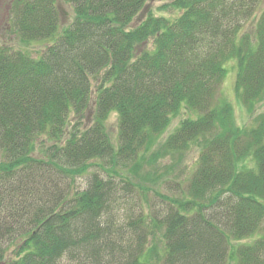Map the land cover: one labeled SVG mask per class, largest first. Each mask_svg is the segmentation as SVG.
I'll use <instances>...</instances> for the list:
<instances>
[{"label":"trees","instance_id":"16d2710c","mask_svg":"<svg viewBox=\"0 0 264 264\" xmlns=\"http://www.w3.org/2000/svg\"><path fill=\"white\" fill-rule=\"evenodd\" d=\"M157 1L8 5L46 47L0 46V264H264V0ZM229 63L250 127L222 97ZM194 146L187 190L154 192ZM140 192L151 214L121 216Z\"/></svg>","mask_w":264,"mask_h":264},{"label":"rangeland","instance_id":"374dc122","mask_svg":"<svg viewBox=\"0 0 264 264\" xmlns=\"http://www.w3.org/2000/svg\"><path fill=\"white\" fill-rule=\"evenodd\" d=\"M11 1L12 0H0V46L3 48L4 47L11 48L14 51L25 50L34 58H38L41 55L42 51H44L46 46L44 43H38V42L31 43L28 46H23L20 43L17 35L14 34V29L12 27L10 8L8 6ZM161 3L162 2L160 1L153 0L151 4L152 5L151 9L154 10L156 7L157 8L160 7ZM58 5H59L60 10H62L63 12L61 26L62 27L69 26L73 20L72 8L63 2H59ZM235 67L236 65L234 63H229L226 66L228 75H227V79L222 88L223 90L222 97L228 100L230 104H232L233 108L235 109V120L238 123V125L241 127L242 126L250 127L253 123V117L248 113L247 109L237 101V98L235 97L234 88H235V79H236V73H237ZM255 109H256L255 111L256 115L264 113V103L257 104ZM183 118L185 117L181 115L180 118H178L177 120L173 122V125L171 129L169 130V133L175 127H177L178 124H180ZM108 127H109L110 134L116 135V133L118 132L117 131L118 127H117V118L115 115L111 117L108 123ZM166 137L167 135H165L163 139L165 140ZM198 158H199V151L194 146L185 155V159L183 161L179 162L178 164H177L178 161L175 162L177 165L179 164L180 165L178 166V168L175 169V172L173 173V175H170L168 177L167 181L171 183L165 186L164 181H162L161 183L158 184V187H153L154 188L153 191L157 192L158 194L160 193L161 195H169V191L167 187L171 191L173 189L178 190L179 193L181 191L187 190L189 180L192 176L193 171L195 170L197 166ZM0 160H1V156H0ZM172 163H174L172 158L162 159L160 160V162H158V165L153 172H156L157 174H164L166 169L170 167ZM94 171L95 170L93 169L91 173ZM147 172H148V169H147ZM89 178L90 176H84V177L78 178L75 182V185L73 186V190H80V191L85 190L87 187V182L89 181ZM68 182L69 181L67 180L63 181L61 183V186L65 188ZM149 198H150V203H152L153 207H155L154 204L159 206V202L156 200L154 194L151 193L148 196V199ZM149 205L150 204H146L145 194L140 192L138 195L134 196L132 199L130 198V200L125 204L124 207H121L120 215L125 217V215L127 214L126 213L127 210L124 211V208L133 209L135 216H138L139 215L138 213L142 212L141 208H143V212L145 213V215H147V212L150 213ZM158 234H161L162 235L161 237L163 238L162 231L158 232ZM245 242L248 243V242H251V240L248 239V241H245ZM62 264H72V263H70L69 261H63Z\"/></svg>","mask_w":264,"mask_h":264}]
</instances>
